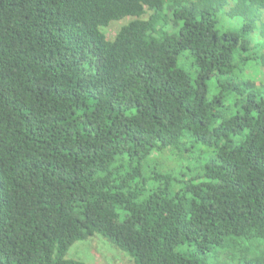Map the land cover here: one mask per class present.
<instances>
[{
  "label": "trees",
  "instance_id": "1",
  "mask_svg": "<svg viewBox=\"0 0 264 264\" xmlns=\"http://www.w3.org/2000/svg\"><path fill=\"white\" fill-rule=\"evenodd\" d=\"M263 49L264 0H0V264H264Z\"/></svg>",
  "mask_w": 264,
  "mask_h": 264
},
{
  "label": "rangeland",
  "instance_id": "2",
  "mask_svg": "<svg viewBox=\"0 0 264 264\" xmlns=\"http://www.w3.org/2000/svg\"><path fill=\"white\" fill-rule=\"evenodd\" d=\"M128 21L129 20H124L112 24L108 29H106L105 33L109 38H113L121 26L126 24ZM261 53H264V49ZM185 56L186 54H184L180 60L182 66L183 61L186 60ZM247 74L250 79L254 80L258 84L264 83V65H262V63H251L248 67ZM162 163L170 166L175 165L169 153H167L162 159ZM192 164L194 167L198 165L196 162H192ZM69 257L82 260L86 264H134L133 259L129 255L124 253L112 241L99 234H96V236L87 241L77 242L74 244L69 252Z\"/></svg>",
  "mask_w": 264,
  "mask_h": 264
}]
</instances>
